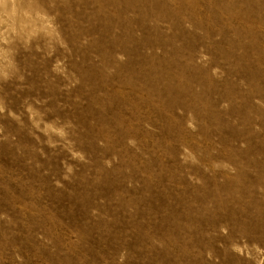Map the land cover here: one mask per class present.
Masks as SVG:
<instances>
[{
	"label": "rangeland",
	"instance_id": "rangeland-1",
	"mask_svg": "<svg viewBox=\"0 0 264 264\" xmlns=\"http://www.w3.org/2000/svg\"><path fill=\"white\" fill-rule=\"evenodd\" d=\"M0 264H264V0H0Z\"/></svg>",
	"mask_w": 264,
	"mask_h": 264
}]
</instances>
